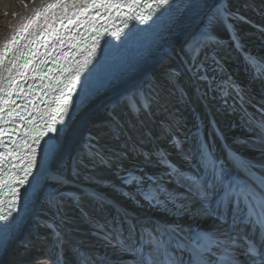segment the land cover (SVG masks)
Masks as SVG:
<instances>
[{
	"label": "bare ground",
	"instance_id": "obj_1",
	"mask_svg": "<svg viewBox=\"0 0 264 264\" xmlns=\"http://www.w3.org/2000/svg\"><path fill=\"white\" fill-rule=\"evenodd\" d=\"M90 1L0 0V86L47 25ZM217 9L225 15L197 46ZM150 52L143 67L97 92L64 125L0 264H136L113 245L121 235L142 241L150 229L172 234L159 260L189 264L196 238L216 234L189 180L205 175L197 142L227 178L256 190L253 181L264 177V0H180ZM128 174L139 183L122 184ZM247 235L259 247L260 233Z\"/></svg>",
	"mask_w": 264,
	"mask_h": 264
},
{
	"label": "snow or ice",
	"instance_id": "obj_2",
	"mask_svg": "<svg viewBox=\"0 0 264 264\" xmlns=\"http://www.w3.org/2000/svg\"><path fill=\"white\" fill-rule=\"evenodd\" d=\"M92 6L101 7L102 5L94 4ZM165 6H171L170 0H155V3L144 5L134 2L127 5L130 10L138 7L147 10L148 14L141 12L135 17L138 20L149 19L153 9H160ZM116 7H119V5H116ZM223 15L225 14L220 9L209 14L205 24V28L208 31L201 34V40L197 41V46L206 44L211 39V29ZM72 22L70 18L69 23ZM93 31L97 38L90 42V46L87 48V55L83 52L80 53L84 56V59L76 61V66L65 65L61 69L62 72L67 70L70 73L64 81H58V84L63 83V88L67 89V92L60 90L59 103L52 110L53 114L50 116V121H45L44 126L39 130L33 128L26 133L31 143L27 140L24 142L27 148V160L22 169V177H13L15 184H28V177L32 175L33 169L36 168L39 171L37 167V149L39 148L40 150L41 158L44 157L47 150L40 147L41 140L49 136L50 133H55L58 136L62 130L57 128V122L59 121L63 124V118L72 106V93L79 82L81 71L88 65L92 56L96 53V48L99 46L101 32L96 29H93ZM119 34V30L110 33V35L116 37H119ZM30 63L31 61H27L24 67H27ZM196 70L199 71V68ZM33 71L36 70L33 69ZM23 74L26 75V73ZM201 78L203 79L204 77ZM85 83H87V78ZM9 102V100L3 99V103L7 104ZM3 111L4 109L0 108V112ZM8 115L11 118L14 113L10 112ZM0 119H3L2 115H0ZM0 131L4 130L0 129ZM3 143V140H0V145H3ZM45 143L49 144V141H45ZM177 147L182 150V146L179 143H177ZM194 151L198 152V158L205 175L200 178L192 177L189 180L195 188L200 211L213 218L216 234L198 236L196 238L195 243L191 247L189 264H205V260L212 257H215V264H236L240 257L244 255H247L252 260V264H264V177L259 182L253 181V185L256 188L254 190L253 187L227 178L224 165L206 149V144L197 142ZM191 155L189 153L190 157ZM161 162L166 163L170 169L174 167L164 155L161 156ZM0 171H2V166H0ZM125 183L132 184L139 183V181H137L135 176H130L126 178ZM0 187H2V184H0ZM29 187H31L30 184ZM9 194L12 196L11 205L14 211L21 198L19 187H12ZM161 195L162 193L157 190L152 199L159 200ZM167 199L171 202L170 197ZM11 216L12 211H9L7 215L0 213V221H8ZM242 228L244 229V235L240 234ZM248 228L255 229L260 233L259 249L257 242L247 235ZM171 235L167 230L150 229L147 238L142 241L130 242L121 235L116 238L113 247L129 250L134 256L136 264H176L175 261L169 259L159 260L162 255L168 256L171 239L166 240L165 237H170ZM183 250L181 249V251ZM218 253L220 254L219 256L217 255ZM233 253H238L239 255L234 256ZM257 257L259 258L257 259ZM80 264H88V262L82 260Z\"/></svg>",
	"mask_w": 264,
	"mask_h": 264
},
{
	"label": "rangeland",
	"instance_id": "obj_3",
	"mask_svg": "<svg viewBox=\"0 0 264 264\" xmlns=\"http://www.w3.org/2000/svg\"><path fill=\"white\" fill-rule=\"evenodd\" d=\"M99 114H102V113H99ZM102 117H103V116H102ZM102 117L99 118L98 120H101ZM129 177H130V174H128V175L126 176V178H129ZM126 178H124V180L122 181V184H125V185L128 184V183H125ZM119 188L122 189L123 186L119 185ZM90 252H93V251H90ZM90 252H89V253H90ZM95 252H96V251H94V253H95Z\"/></svg>",
	"mask_w": 264,
	"mask_h": 264
}]
</instances>
